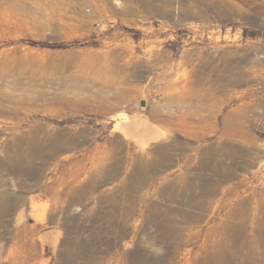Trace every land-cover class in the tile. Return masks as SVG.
<instances>
[{"label":"rangeland","instance_id":"obj_1","mask_svg":"<svg viewBox=\"0 0 264 264\" xmlns=\"http://www.w3.org/2000/svg\"><path fill=\"white\" fill-rule=\"evenodd\" d=\"M0 93V264H264V0H0Z\"/></svg>","mask_w":264,"mask_h":264},{"label":"bare ground","instance_id":"obj_2","mask_svg":"<svg viewBox=\"0 0 264 264\" xmlns=\"http://www.w3.org/2000/svg\"><path fill=\"white\" fill-rule=\"evenodd\" d=\"M5 97V95H2V93H0V100L3 99ZM7 98V97H6ZM0 109H3L2 107V104L0 106ZM141 129L144 130V127L140 126ZM147 130V129H146ZM148 131V130H147ZM80 136V135H79ZM38 139V138H36ZM49 139V138H48ZM54 139V138H53ZM39 140V139H38ZM51 140V139H50ZM67 140V139H66ZM40 141V140H39ZM39 141H36L35 140V137H28L23 143H25L26 147L24 146L23 143H19V147L18 148L17 146L14 145V147L12 148L11 146V154H9L7 156V158H5L6 160V164L10 167V169L12 170H16V171H19V172H28V171H32L35 167V164L38 163V161H40V159L43 157L42 156V151L43 149L47 148L46 152L47 153H50L51 155L50 156H54L58 153L59 150H64L66 148H69V146H71L70 142H67L65 140H61V141H64V143L60 144L61 142H56V143H51V141H45L44 143H40ZM76 141V140H75ZM74 141V142H75ZM43 142V141H42ZM77 142V141H76ZM78 143V142H77ZM23 146L26 148V153H27V156L23 157L21 155V153L23 152L22 149H25L23 148ZM46 146V147H44ZM22 147V148H21ZM44 152V151H43ZM26 155V154H25ZM139 158V157H138ZM137 158V159H138ZM141 158V157H140ZM209 158V157H208ZM207 158V159H208ZM143 159V158H142ZM139 160V163H138V166L136 167V169L134 170V173L131 174L130 178L133 179V181L131 183H126L124 185V188L126 189H130V190H137V189H140V186L143 187V185L146 183L147 179H149L151 176H150V173H151V170H160L161 166L158 162L159 165H155L157 167H150V165H152L151 163L149 164V161H142L141 159H138ZM205 160V158H204ZM122 161V160H121ZM137 161V160H136ZM209 161V160H208ZM151 162V161H150ZM156 162V161H155ZM154 162V163H155ZM205 162V161H204ZM163 163V162H162ZM39 164V163H38ZM165 164V163H164ZM203 164V162H202ZM207 164V163H206ZM209 165V164H208ZM41 165H39L40 167ZM210 166V165H209ZM208 166V167H209ZM163 167V166H162ZM206 167V166H205ZM98 171H97V174H95L93 176L94 180L96 181V183H100L101 179H110L112 174H115L114 176H116V174H120V171L117 169V170H113L112 173H109L108 171H105L106 169H101L100 167H98ZM152 168V169H150ZM205 169V168H204ZM35 170V169H34ZM156 170V171H157ZM24 172V173H25ZM74 172V171H73ZM71 171V175L72 177H75L74 180H78L79 179V175L74 172L73 173ZM154 171H152L153 173ZM156 173V172H154ZM123 174V173H122ZM128 174V172H127ZM126 174V175H127ZM157 174V173H156ZM155 174V175H156ZM230 175V173H228ZM118 176V175H117ZM128 177V176H127ZM149 177V178H148ZM129 178V177H128ZM127 178V179H128ZM153 178H156V177H153ZM152 179V177H151ZM150 180V179H149ZM155 180V179H154ZM151 181V180H150ZM157 181V180H156ZM129 182V181H128ZM149 182V181H148ZM152 182V181H151ZM77 183V182H76ZM80 183V182H79ZM153 183V182H152ZM148 185L150 183H147ZM146 185V184H145ZM145 185L143 188H145ZM147 185V186H148ZM189 185L190 184H184L183 186H179V187H174V191H175V194L177 196H180V197H184L186 196V191L188 190L189 188ZM78 186V185H77ZM170 184L169 185H166L165 188H169ZM72 193L75 194L77 193L78 196H81L82 193H83V190L78 189V188H72ZM207 196L208 197H211L214 193V190L212 191H207ZM71 195V194H70ZM1 196V195H0ZM3 196V195H2ZM5 198V197H4ZM5 200V199H4ZM70 200V199H69ZM75 202V201H74ZM71 203V202H70ZM0 205H2V202L0 200ZM262 212H264V205H263V208H262ZM263 216H264V213H261Z\"/></svg>","mask_w":264,"mask_h":264},{"label":"crops","instance_id":"obj_3","mask_svg":"<svg viewBox=\"0 0 264 264\" xmlns=\"http://www.w3.org/2000/svg\"><path fill=\"white\" fill-rule=\"evenodd\" d=\"M105 56V55H104ZM164 56L166 58L169 59V54L168 53H165ZM167 64H170L169 61ZM125 69V67H124ZM128 70V66H126V69L124 70L125 72H127ZM124 72V73H125ZM135 82V84H137V81L136 79L133 80ZM110 84H108L107 86L110 87L111 85H115L117 84L118 82H120V80H110L108 81ZM132 79L131 81L129 80V78H125L124 79V82L123 84H125V86L129 87L132 86ZM143 87L146 86V80H143V83H142ZM133 87V86H132ZM160 87H165V86H160ZM152 90V89H151ZM150 90V91H151ZM140 106H144L143 102L140 101ZM120 104L118 106V108H120ZM153 111V110H152ZM151 111V112H152ZM156 111H154L153 113H155ZM120 114V112L118 113V115ZM118 120H120L121 122V125H124L126 122H128L130 125L125 129L129 134H132V135H136L137 137L141 138L142 136H145V137H150V138H155L156 136H158L159 134H162L163 130H162V126H160L158 123L154 122L153 121V114L152 116L151 115H147V116H142V115H139L138 117H135L134 114H130L129 115V119L128 121H123L122 118H118ZM147 122L148 123V131L146 130H143V129H140L137 127V124L139 125V122ZM155 133V134H152Z\"/></svg>","mask_w":264,"mask_h":264},{"label":"built area","instance_id":"obj_4","mask_svg":"<svg viewBox=\"0 0 264 264\" xmlns=\"http://www.w3.org/2000/svg\"><path fill=\"white\" fill-rule=\"evenodd\" d=\"M97 25H98V27H101V24L100 23H98Z\"/></svg>","mask_w":264,"mask_h":264}]
</instances>
